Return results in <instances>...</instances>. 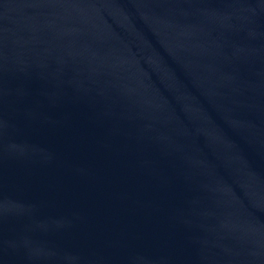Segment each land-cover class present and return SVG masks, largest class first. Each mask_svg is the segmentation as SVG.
Segmentation results:
<instances>
[{"label":"water","instance_id":"95a60500","mask_svg":"<svg viewBox=\"0 0 264 264\" xmlns=\"http://www.w3.org/2000/svg\"><path fill=\"white\" fill-rule=\"evenodd\" d=\"M0 264H264V0H0Z\"/></svg>","mask_w":264,"mask_h":264}]
</instances>
